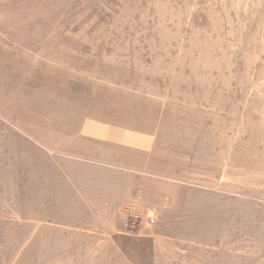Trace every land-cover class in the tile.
<instances>
[{
    "label": "rangeland",
    "instance_id": "obj_1",
    "mask_svg": "<svg viewBox=\"0 0 264 264\" xmlns=\"http://www.w3.org/2000/svg\"><path fill=\"white\" fill-rule=\"evenodd\" d=\"M0 264H264V0H0Z\"/></svg>",
    "mask_w": 264,
    "mask_h": 264
},
{
    "label": "built area",
    "instance_id": "obj_2",
    "mask_svg": "<svg viewBox=\"0 0 264 264\" xmlns=\"http://www.w3.org/2000/svg\"><path fill=\"white\" fill-rule=\"evenodd\" d=\"M128 226H129V225H128ZM128 226H127V227H128Z\"/></svg>",
    "mask_w": 264,
    "mask_h": 264
}]
</instances>
